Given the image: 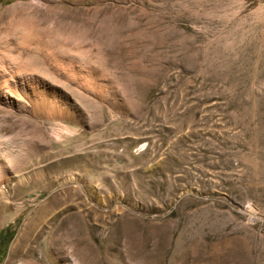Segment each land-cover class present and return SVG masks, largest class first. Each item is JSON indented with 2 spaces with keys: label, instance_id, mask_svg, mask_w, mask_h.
Instances as JSON below:
<instances>
[{
  "label": "rangeland",
  "instance_id": "rangeland-1",
  "mask_svg": "<svg viewBox=\"0 0 264 264\" xmlns=\"http://www.w3.org/2000/svg\"><path fill=\"white\" fill-rule=\"evenodd\" d=\"M7 229L0 264H264V0H0Z\"/></svg>",
  "mask_w": 264,
  "mask_h": 264
},
{
  "label": "trees",
  "instance_id": "trees-1",
  "mask_svg": "<svg viewBox=\"0 0 264 264\" xmlns=\"http://www.w3.org/2000/svg\"><path fill=\"white\" fill-rule=\"evenodd\" d=\"M12 237H13V234L9 231V229L4 230L0 234V244L1 245H4V251L2 252V250L0 249V262L6 256L8 243L10 242V240L12 239Z\"/></svg>",
  "mask_w": 264,
  "mask_h": 264
},
{
  "label": "bare ground",
  "instance_id": "bare-ground-1",
  "mask_svg": "<svg viewBox=\"0 0 264 264\" xmlns=\"http://www.w3.org/2000/svg\"><path fill=\"white\" fill-rule=\"evenodd\" d=\"M16 249H17V248H13V249H12V254H11L12 257L14 256Z\"/></svg>",
  "mask_w": 264,
  "mask_h": 264
}]
</instances>
